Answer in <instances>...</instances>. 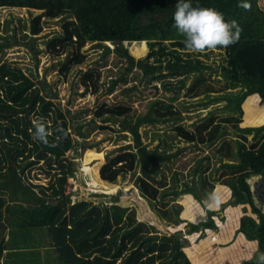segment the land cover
Here are the masks:
<instances>
[{
  "label": "trees",
  "instance_id": "16d2710c",
  "mask_svg": "<svg viewBox=\"0 0 264 264\" xmlns=\"http://www.w3.org/2000/svg\"><path fill=\"white\" fill-rule=\"evenodd\" d=\"M257 1L247 0L251 8L244 10L238 0H191L193 6L219 10L242 29L240 41L228 49L191 54L184 51V37L174 27L176 0H0V6L42 10L31 19V37L26 44L36 55L40 51L35 41L43 32V18L74 19L64 23L63 32L49 41L47 49L51 55L66 54V71L85 62L83 49L89 43L102 51L101 61L111 54L121 59L124 71L111 79L107 94L138 70L141 82L161 81L166 92L179 93L192 80L189 95L204 94L205 99L191 105L207 108L225 102L214 109L224 113L222 118L212 110L191 129L181 124V112L172 110L162 99L152 102L140 115L126 105H103L96 117L131 134L134 143L120 148V154L101 167L100 176L112 183L135 171L139 164L142 196L175 227L184 220L177 204L170 205L171 211L167 208L170 202L188 195L204 205L205 196H210L217 184L228 186L230 201L219 211L208 210L206 220L187 223L190 229L186 234L200 228L218 230L215 217L223 221L226 206L248 205L251 214L241 218L239 232L257 241L258 251L244 264H264L259 260L264 253V211L253 186L254 179L264 178V124L240 127L244 102L253 95L264 102V11ZM13 41L0 44V48L18 43L17 36ZM144 41L149 52L137 59L126 43ZM211 76L221 77L223 88L207 84ZM99 79L98 70L86 72L85 92H97ZM168 123L174 125L175 138L187 145L214 148L223 140L217 148L218 167L204 166L209 158L198 160L192 181L172 191L165 190L164 176L157 178L152 171L156 163L170 161L171 154L160 147L149 150L140 133L143 125ZM37 124L46 129L47 144L33 138ZM69 127L61 109L41 94L30 76L16 66L0 63V264H192L184 251L187 239L181 230H165L159 235L134 214L124 217L119 206L87 201L72 204L66 185L75 169L68 158L61 157L58 166L54 158L75 147ZM41 161L52 170L56 168L55 173L47 171L53 178L48 187L30 178Z\"/></svg>",
  "mask_w": 264,
  "mask_h": 264
},
{
  "label": "rangeland",
  "instance_id": "374dc122",
  "mask_svg": "<svg viewBox=\"0 0 264 264\" xmlns=\"http://www.w3.org/2000/svg\"><path fill=\"white\" fill-rule=\"evenodd\" d=\"M257 2L264 11V0ZM41 13L42 10L39 9L0 6V44L14 42V36H17L19 40L11 47L0 48V63H8L22 69L41 88V94L54 102L66 116L75 147L54 158L56 166L59 165L57 161L61 157L68 158L75 169L66 185V194L71 197L72 204L87 201L99 206L116 205L124 209V217L134 214L137 220L149 224L152 230L157 232L155 234L160 235L165 230L178 231L174 225L169 223V220L161 217L160 210L152 201L142 196L139 187V179L142 177L139 164L135 171L120 175L112 183L101 180V167L118 156L121 152L120 148L130 143L133 144L134 140L131 134L120 132L117 125L104 122L95 114L103 105L108 104L129 106L133 113L140 115L149 109L152 102L162 99L165 104L172 107V110L181 112L183 118L181 124L191 129L193 123H200V119L212 110L218 119L222 118L224 113L214 111V109L224 106L225 102L210 105L207 108L200 107L198 104L191 105L205 99L204 94L198 97L189 95L188 89L192 85V80L179 93L166 92L164 83L161 81L141 82L138 70L133 71L127 77V81L120 83L112 94H107L111 79L119 77L124 71V62L115 54L101 61L102 51L93 48L89 43L83 49L86 56L85 62L81 65H71L66 71L65 66L68 62L66 54L51 55L47 49L49 41L63 32L64 23L74 20L68 17L54 20L43 18V32L37 36L35 41L36 49L40 51L36 55L26 44L29 43L31 37V19ZM144 43L145 50L141 53L138 52V49L142 47L141 42L126 44L130 53L139 59L149 52L148 43L146 41ZM91 70H98L100 73L97 92L91 89L85 92L83 86L84 74ZM206 83L214 86L215 89L224 86L221 77L217 76L208 77ZM203 89L204 86H201L200 91ZM254 98L249 97L242 106L243 116L240 127H256L264 124V116L261 117V114H264V102ZM103 126L114 129H102ZM229 130L232 131V128L230 127ZM140 133L141 140L149 150L160 147L161 151H167L172 156L170 161L156 163L152 167L157 178L164 176L167 184L165 190L181 189L185 183H190L193 176L192 171L198 160L209 158L203 164L204 166L210 164L213 169L219 165L217 148L223 140L214 148H207L204 145H187L175 138L173 123L143 125ZM229 137L231 136L226 138ZM43 166H45L44 161L36 165L31 171L30 178L35 184L48 187L53 178L52 175L47 174V171L55 173L56 168L52 170L45 166L46 172H43ZM253 186L257 201L264 211V178L254 179ZM212 194L205 196V204L209 202ZM171 204H177L180 207L181 218L195 219L196 210L202 212L199 204L188 195L180 196L170 202L167 207L170 211ZM171 217H174L172 212Z\"/></svg>",
  "mask_w": 264,
  "mask_h": 264
},
{
  "label": "crops",
  "instance_id": "0c3cea01",
  "mask_svg": "<svg viewBox=\"0 0 264 264\" xmlns=\"http://www.w3.org/2000/svg\"><path fill=\"white\" fill-rule=\"evenodd\" d=\"M252 97L261 101L258 95ZM214 192L219 198L220 204L212 211H219L223 204L230 201L232 192L228 186L221 184L216 185ZM197 203L202 212L196 210V220L182 216L183 224L176 227L177 230H181L185 234L187 245L184 251L192 264H244L253 260L258 251V242L248 240L243 233L239 232L241 218L245 214H251L250 207L248 205L226 206L223 210V221L219 217H215L218 230L200 228L197 232L186 234V231L190 229L187 223L197 224L208 217L206 204ZM246 209L247 212H245ZM45 251L41 250L44 257L47 254ZM49 257L51 258V255Z\"/></svg>",
  "mask_w": 264,
  "mask_h": 264
},
{
  "label": "clouds",
  "instance_id": "9594fccd",
  "mask_svg": "<svg viewBox=\"0 0 264 264\" xmlns=\"http://www.w3.org/2000/svg\"><path fill=\"white\" fill-rule=\"evenodd\" d=\"M238 6L250 10L247 0H238ZM174 27L184 37V51L191 54H206L220 49H228L237 44L241 38L242 29L236 20H226L222 12L215 8L193 6L191 0H176L173 15ZM39 139L47 144L46 129L43 125H36ZM220 204L215 192L211 195L206 207L215 210ZM264 262V253L259 257Z\"/></svg>",
  "mask_w": 264,
  "mask_h": 264
},
{
  "label": "bare ground",
  "instance_id": "6f19581e",
  "mask_svg": "<svg viewBox=\"0 0 264 264\" xmlns=\"http://www.w3.org/2000/svg\"><path fill=\"white\" fill-rule=\"evenodd\" d=\"M144 45H145V43L142 42V43H141V46H142V47H140V48L138 49V52H139V53L144 52V50H145ZM262 116H264V114H261V117H262Z\"/></svg>",
  "mask_w": 264,
  "mask_h": 264
},
{
  "label": "built area",
  "instance_id": "2783aa9c",
  "mask_svg": "<svg viewBox=\"0 0 264 264\" xmlns=\"http://www.w3.org/2000/svg\"><path fill=\"white\" fill-rule=\"evenodd\" d=\"M213 239H215V237H213Z\"/></svg>",
  "mask_w": 264,
  "mask_h": 264
}]
</instances>
